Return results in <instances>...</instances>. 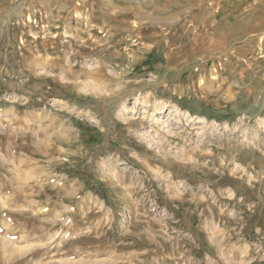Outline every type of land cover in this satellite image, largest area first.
<instances>
[{"label":"rangeland","instance_id":"374dc122","mask_svg":"<svg viewBox=\"0 0 264 264\" xmlns=\"http://www.w3.org/2000/svg\"><path fill=\"white\" fill-rule=\"evenodd\" d=\"M0 264H264V0H0Z\"/></svg>","mask_w":264,"mask_h":264},{"label":"bare ground","instance_id":"6f19581e","mask_svg":"<svg viewBox=\"0 0 264 264\" xmlns=\"http://www.w3.org/2000/svg\"><path fill=\"white\" fill-rule=\"evenodd\" d=\"M262 42V41H261ZM125 109H126V107H125ZM161 110H162V108H160ZM175 110H178V108H176ZM201 119L203 120V121H206L207 120V118H205V117H201Z\"/></svg>","mask_w":264,"mask_h":264}]
</instances>
